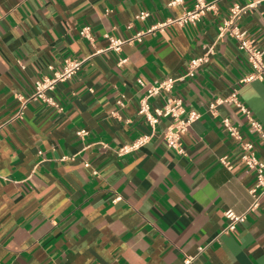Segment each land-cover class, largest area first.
Segmentation results:
<instances>
[{
  "label": "crops",
  "instance_id": "obj_1",
  "mask_svg": "<svg viewBox=\"0 0 264 264\" xmlns=\"http://www.w3.org/2000/svg\"><path fill=\"white\" fill-rule=\"evenodd\" d=\"M170 1L0 0V264H264V193L251 210L256 175L222 120L262 162L264 141L234 104L210 109L238 91L264 127V81L243 83L252 67L231 35L264 52V0H205L214 7L199 23L148 33L195 4ZM235 4L246 11L233 19ZM86 26L92 42L80 35ZM210 47V62L185 77ZM68 58L86 61L46 92L56 105L33 99ZM169 78L173 91L148 102L154 113L178 97L200 115L184 154L164 141L171 119L153 128L139 114L149 89ZM229 209L247 218L224 233Z\"/></svg>",
  "mask_w": 264,
  "mask_h": 264
},
{
  "label": "built area",
  "instance_id": "obj_2",
  "mask_svg": "<svg viewBox=\"0 0 264 264\" xmlns=\"http://www.w3.org/2000/svg\"><path fill=\"white\" fill-rule=\"evenodd\" d=\"M184 4V0H171L169 6H178ZM213 4H208L205 0H195V4L192 10L186 11L180 18L174 21H168L163 24H159L153 27L148 33L155 32L157 30H163L166 26L170 24H177L181 27L192 24L195 25L201 21V18L206 14L207 11L213 9ZM246 8L241 7L239 4H235L232 9V18L236 19L240 17ZM148 17V14L142 13L139 16V19H145ZM228 27L226 23L221 27V31H225ZM80 35L92 42L93 34L91 27L86 26L80 31ZM143 34L137 35L135 38L140 40ZM231 35L236 37L240 41V49L247 53L249 63L252 67V72L243 80V83H249L252 81L260 80L264 81V52L258 48L253 42L245 38L244 33L240 32H231ZM110 42V50L116 52L121 51V47L124 42L116 40L112 36H108ZM214 47H210L207 52L199 57L193 58L190 60L188 65V72L185 77H194L198 70L204 65L210 62L212 55L214 54ZM86 59L83 60H73L68 58L64 61L60 71L55 73L54 78H44L41 81L36 83L35 93L32 96L33 99H41L48 104L55 106L56 104L46 95L47 91L53 90L58 83L65 82L72 79L77 72L81 69ZM127 62L126 58L120 59V65H123ZM177 80L169 78L165 81L160 82L158 85L151 87L148 91V96L145 100L142 101L139 114L147 118L149 124L154 128L162 118L171 119V127L164 134V141L166 145L176 150L179 154H184L185 149L183 147L182 139L183 136L189 131L193 123H195L200 115L196 112H188L182 99L178 97H167L165 99L164 105L161 108L154 110V113L151 112V107L148 100L154 96L161 95L163 93H171L174 89L175 83ZM224 103L234 104L239 111L245 117L248 128L256 133V135L264 141V127L263 125L255 119L251 110L239 99L238 91L234 93L225 100H217V102L210 105L211 110H215L217 105ZM222 123L229 134L235 139L240 141V146L244 151L242 161L245 166L253 170L256 175V183L253 189H251V194L254 197V202L251 206V210H255L259 207L261 195L264 193V162L260 161L255 153L254 144L249 142H244L243 138L236 126L232 124L229 118L222 120ZM86 134V131L82 130L79 132V135ZM150 139V136H144L134 142L132 145L123 146L119 153L120 155L128 154L133 152L143 145H145ZM221 162L223 165L231 168V164L227 158H222ZM88 167L89 164H86ZM120 197L116 198L119 200ZM225 217L227 220V225L223 230L224 233H231L237 230V227L246 221V214L238 215L233 210L229 209L225 212Z\"/></svg>",
  "mask_w": 264,
  "mask_h": 264
}]
</instances>
